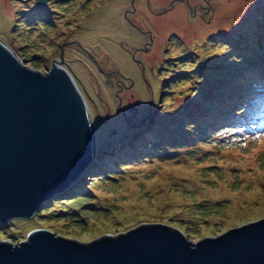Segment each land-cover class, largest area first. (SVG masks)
Here are the masks:
<instances>
[{"label":"rangeland","instance_id":"374dc122","mask_svg":"<svg viewBox=\"0 0 264 264\" xmlns=\"http://www.w3.org/2000/svg\"><path fill=\"white\" fill-rule=\"evenodd\" d=\"M0 40L38 71L64 54L99 128L95 163L116 167L110 152L130 149L125 168L84 171L34 217L0 221V241L18 244L39 229L85 241L143 221L196 241L264 219V132L241 147L209 137L235 118L242 90L264 82V0H0ZM131 184L132 203L157 212L125 209Z\"/></svg>","mask_w":264,"mask_h":264},{"label":"water","instance_id":"95a60500","mask_svg":"<svg viewBox=\"0 0 264 264\" xmlns=\"http://www.w3.org/2000/svg\"><path fill=\"white\" fill-rule=\"evenodd\" d=\"M48 0H37L44 7ZM34 70L0 40V221L30 219L94 159L98 125L72 68ZM0 264H264V219L194 240L143 221L79 240L34 230L0 241Z\"/></svg>","mask_w":264,"mask_h":264},{"label":"bare ground","instance_id":"6f19581e","mask_svg":"<svg viewBox=\"0 0 264 264\" xmlns=\"http://www.w3.org/2000/svg\"><path fill=\"white\" fill-rule=\"evenodd\" d=\"M236 4H237V1L236 2H234V3H232V5H231V7H235L236 6ZM108 5H110V4H108ZM230 7V8H231ZM113 8H115V6L113 7ZM229 9V8H228ZM111 10H112V7L110 6L109 7V11L111 12ZM29 12L30 13H32V11L31 10H29ZM253 20L252 21H250V23H249V28L250 29H252V28H254L255 26H256V24H257V21H256V17L255 18H252ZM176 20V19H175ZM177 21H179V20H177ZM184 22V21H183ZM4 25V24H3ZM2 26V25H1ZM171 31H175V30H171ZM166 33V32H165ZM116 59H118L117 61L119 62V63H122V64H124V62L127 60V56H125L124 54H123V57H116ZM125 60L124 62H122L121 60ZM143 89V91H144V88H142ZM119 122H120V125L122 126V127H124L125 125H124V121L123 120H119ZM101 152H99L98 150H97V152H96V154H95V156H94V159L90 162V164L92 165L93 163H95L94 161H95V157H96V155H98V154H100ZM90 165V166H91ZM99 178H97L96 180H98ZM162 187H164V190L163 191H166L167 190V188L169 187V184H162ZM131 189H132V197H131V201L129 202V203H126V204H124L123 206L125 207V209L127 210V211H130V210H132V208H134V206L135 205H137V207L138 208H140V209H142V208H145V210L143 211V213L142 214H151V213H154V212H157L158 211V208H156V206H155V208L153 207V208H151L150 207V205H148V204H146V203H144V204H134V203H132V201L135 199V197H137V187L134 185V184H131ZM177 195V196H176ZM179 196V194H174L173 196H171L170 197V204H171V208H177L178 206H180L181 205V203H180V201H178L177 199V197ZM161 199H165V195H162V196H160L159 198H157V200L159 201H161ZM155 201H156V199H155ZM157 202V201H156ZM237 205V203H234V206H236ZM136 207V206H135ZM233 210H235L234 208L233 209H230L229 211V213H231ZM170 213V211H167L166 212V214L168 215ZM125 214H126V211H125ZM125 216H127V217H125ZM125 216H123V218H124V220L125 219H132L131 217L133 216L132 214H128V215H125ZM34 223V221H30V222H28L27 221V223H26V225H25V227L23 228L24 230H26L28 227H30L32 224ZM94 226H93V223L91 224V228H93Z\"/></svg>","mask_w":264,"mask_h":264},{"label":"trees","instance_id":"16d2710c","mask_svg":"<svg viewBox=\"0 0 264 264\" xmlns=\"http://www.w3.org/2000/svg\"><path fill=\"white\" fill-rule=\"evenodd\" d=\"M259 83H264V82H256V85L257 84H259ZM250 84H248V86H249ZM244 90H247V88L246 89H244ZM244 90H242V91H244ZM239 93H241L240 91H239ZM247 98V97H246ZM245 98V99H246ZM250 100L247 98V102H249ZM237 107H239V105H235L234 106V109L235 108H237ZM210 126H211V124H210ZM204 128H206V127H204ZM210 131V130H209ZM153 144H155L156 145V147H159V146H161L162 144L161 143H159V141H156V142H153ZM128 151H130V149L129 148H127V147H125L124 149H120V148H114L110 153L112 154V156H113V158H115V160H116V163H115V165H116V167L118 168V167H121V168H124V166H127V165H125V164H128L129 165V161H130V158L128 157V155L125 153V152H128ZM109 153V154H110ZM110 167H113V166H110V165H107V164H105V163H103L102 162V165L101 164H96V163H93L90 167H88L87 168V170L85 171L86 172V175L88 174L89 176H90V174L91 173H93V172H95V173H93L92 175H94L95 176V174H96V171H97V173L99 174V173H101V172H98V170H100L101 168H103V169H101V170H103L105 173H107V170L110 168ZM116 167H113V169L114 168H116ZM115 171H119V170H115ZM117 173H119V172H117ZM97 174V175H98ZM108 174H110V175H114L113 173H110L109 171H108ZM84 175V173L81 175V176H83ZM74 184H72V186H73ZM71 189V188H70ZM51 200V199H50ZM49 200V201H50ZM54 200V199H53ZM52 200V201H53ZM51 201V202H52ZM48 202H46L45 204H43V206L42 207H46ZM41 207V208H42ZM41 210V209H40ZM44 211H46V210H44ZM37 215V214H36Z\"/></svg>","mask_w":264,"mask_h":264},{"label":"clouds","instance_id":"9594fccd","mask_svg":"<svg viewBox=\"0 0 264 264\" xmlns=\"http://www.w3.org/2000/svg\"><path fill=\"white\" fill-rule=\"evenodd\" d=\"M96 150H98V147H97V139H96ZM98 151H99V150H98ZM99 152L102 153V151H99ZM96 157H98V155H96ZM96 157H95V158H96ZM96 164H97V163H96ZM87 168H88V166H87ZM87 168H86V169H87ZM80 175H82V174H80ZM80 175H79V176H80Z\"/></svg>","mask_w":264,"mask_h":264},{"label":"flooded vegetation","instance_id":"af4514ba","mask_svg":"<svg viewBox=\"0 0 264 264\" xmlns=\"http://www.w3.org/2000/svg\"><path fill=\"white\" fill-rule=\"evenodd\" d=\"M208 8H211L210 6Z\"/></svg>","mask_w":264,"mask_h":264}]
</instances>
